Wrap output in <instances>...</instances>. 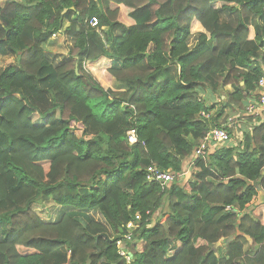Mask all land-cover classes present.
<instances>
[{
	"label": "trees",
	"instance_id": "trees-1",
	"mask_svg": "<svg viewBox=\"0 0 264 264\" xmlns=\"http://www.w3.org/2000/svg\"><path fill=\"white\" fill-rule=\"evenodd\" d=\"M60 31L72 44L55 64L45 45ZM1 55L17 61L0 72V264H264L251 206L264 121L247 117L242 140L193 160L258 94L264 0H6ZM103 57L120 90L87 70ZM149 165L177 178L149 181ZM48 201L74 210L44 221L32 205Z\"/></svg>",
	"mask_w": 264,
	"mask_h": 264
},
{
	"label": "built area",
	"instance_id": "built-area-1",
	"mask_svg": "<svg viewBox=\"0 0 264 264\" xmlns=\"http://www.w3.org/2000/svg\"><path fill=\"white\" fill-rule=\"evenodd\" d=\"M92 26H97L98 19L93 18L90 22ZM92 64L90 62L86 63V67H90ZM263 91V92H261ZM220 102L221 98H217ZM239 117L235 119H230L226 122V125L232 130L230 132L229 128L226 127H214L210 130V132L201 140L200 144L195 147V154L193 156V160L199 157H205L207 153L210 151V146H216L218 144H223L225 142H235L240 141L244 137L243 133V121L247 119V117H252L254 124H260V122L264 121L262 117H264V75L259 80V91L258 94L252 98H250L248 104L246 105L243 113H238ZM202 115L206 118H209V114L206 112H202ZM239 119V120H238ZM236 132L237 139L234 141L233 134ZM129 140L131 143L137 142L136 130L132 129L128 132ZM147 179L149 181H156L160 183L163 187L173 182L177 177L171 170H163L159 169L155 165H149L147 167ZM228 210H232L231 206L227 207ZM138 219L141 216L137 217ZM138 227V223L135 221H130L127 224L128 233L125 235V240L120 241V254L124 256L128 261L131 259V255L128 253L126 248V242L132 240L133 232Z\"/></svg>",
	"mask_w": 264,
	"mask_h": 264
},
{
	"label": "crops",
	"instance_id": "crops-1",
	"mask_svg": "<svg viewBox=\"0 0 264 264\" xmlns=\"http://www.w3.org/2000/svg\"><path fill=\"white\" fill-rule=\"evenodd\" d=\"M6 2V0H0V5H3L4 3ZM198 23V22H197ZM199 31H203V29L200 28ZM254 33V31H252ZM64 34V32H63ZM65 35V34H64ZM254 35L252 34L251 37H253ZM65 38V36H62V34L60 36H58L56 39H52L45 45V50L47 52V54H49V56L51 58L52 55L56 56V59L54 61H57V54L58 53H65L61 48H60V44H61V41ZM67 38V37H66ZM69 39V38H67ZM70 40V39H69ZM197 41V40H196ZM196 41L194 42L193 46L195 45ZM72 44V42H71ZM192 47V46H191ZM61 60L63 59L60 58ZM2 60H6V61H11L10 63L11 64H15L16 63V58L14 56H11V55H1L0 56V61ZM53 60V59H52ZM57 61L58 63L61 61ZM57 62L55 64H57ZM10 64V65H11ZM9 66V65H8ZM105 79L107 81H111L107 75L105 76ZM230 88V87H229ZM228 90V88H226ZM263 92V91H261ZM217 97V96H216ZM216 97H215V101H216ZM222 99H224V96H221ZM232 113V114H231ZM226 114L228 115L227 118V121H229L230 119H235L237 117H239V114L237 112H231L230 109H228L226 111ZM223 118H225V115L224 117H222V119H220L221 121L223 120ZM262 119L264 120V117H262ZM239 120V119H238ZM243 124V123H241ZM244 125V124H243ZM192 169V166H188V168H186V170L184 171V173L181 175V176H184L182 177L184 180L183 183H186V181L191 177V170ZM264 195L262 194H259L258 196H256L253 200V203L251 206H255V209H254V214L255 215H258L261 217V220L262 222L264 223ZM32 208L38 213V215L44 220V221H47V222H51V221H54L58 215L64 211H67V210H74L73 207H69V206H63V205H59L53 201H48V202H43V203H34L32 205ZM157 215V214H156ZM141 245V244H140ZM221 245V243H220Z\"/></svg>",
	"mask_w": 264,
	"mask_h": 264
},
{
	"label": "rangeland",
	"instance_id": "rangeland-1",
	"mask_svg": "<svg viewBox=\"0 0 264 264\" xmlns=\"http://www.w3.org/2000/svg\"><path fill=\"white\" fill-rule=\"evenodd\" d=\"M65 25L67 26L68 25V22L66 21V23H65ZM192 25H193V33L191 34V36H190V38H189V45L190 46H193V44H194V42L197 40V38H198V35H199V30H200V27L196 24V21H193V23H192ZM254 35V33L252 32L251 33V35ZM61 34H59V33H57V34H54L53 35V37H52V39H56L58 36H60ZM62 36H65V38L61 41V44H60V48L65 52V53H58L57 54V61H59V60H61L60 58H64V57H66L67 56V54H68V51H69V46L71 45V40H69V39H67L66 38V35H64V34H62ZM51 40V39H50ZM52 59H53V61L56 59V56H54V55H52ZM57 61H54V63H56ZM11 61L9 60V61H6V60H2V61H0V72L3 70V69H5V67H7L8 65H10L11 63H10ZM111 65V61H110V59H108V58H102V59H100V61L99 62H96L95 64H92L91 66H90V68L89 67H87V70L90 72V73H92L94 76H95V78H98V80H100L101 81V83H102V85L104 86V87H111L113 90H120V88L118 89L117 87H116V83H112V81H107L106 79H105V76L107 75V77L111 80V77H109L110 75L108 74V71H107V68L109 67ZM100 78H102V79H100ZM228 88H229V86H228ZM221 100H222V98H221ZM224 101V100H223ZM32 118H33V120H35L36 122H39V123H41V122H44V120H45V118H43V117H40L39 116V114L35 111V112H33L32 114ZM233 138H234V141L237 139V136H236V132L233 134ZM191 170H193V168L191 169ZM182 177H184V176H182ZM183 179V178H182ZM94 214L97 216V215H99L98 213H95L94 212ZM98 217V216H97Z\"/></svg>",
	"mask_w": 264,
	"mask_h": 264
},
{
	"label": "water",
	"instance_id": "water-1",
	"mask_svg": "<svg viewBox=\"0 0 264 264\" xmlns=\"http://www.w3.org/2000/svg\"><path fill=\"white\" fill-rule=\"evenodd\" d=\"M76 70L78 71V66L76 67ZM258 191H259V194H263L264 195V190L262 189V186H260V185H258ZM263 201H264V199H263ZM252 209H254V207H251ZM163 225H164V227H166V231H167V237H170V233H169V227L166 225V223L163 221ZM220 245V242L219 243H217L216 245H215V247H218Z\"/></svg>",
	"mask_w": 264,
	"mask_h": 264
},
{
	"label": "clouds",
	"instance_id": "clouds-1",
	"mask_svg": "<svg viewBox=\"0 0 264 264\" xmlns=\"http://www.w3.org/2000/svg\"><path fill=\"white\" fill-rule=\"evenodd\" d=\"M195 21H196V20H195ZM196 22H198V21H196ZM198 23H199V22H198ZM203 31H204V30H203ZM59 34H63V31H60ZM90 63H91V62H90ZM89 68H90V67H89ZM221 98H222V97H221ZM216 100H217V99H216ZM217 101H218V100H217ZM235 142H238V141H235ZM176 178H177V177H176ZM176 178H175V179H176Z\"/></svg>",
	"mask_w": 264,
	"mask_h": 264
}]
</instances>
